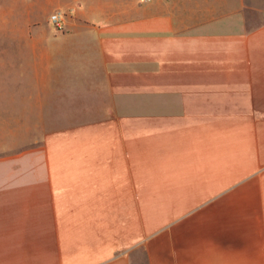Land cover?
Returning <instances> with one entry per match:
<instances>
[{
  "label": "crops",
  "instance_id": "0c3cea01",
  "mask_svg": "<svg viewBox=\"0 0 264 264\" xmlns=\"http://www.w3.org/2000/svg\"><path fill=\"white\" fill-rule=\"evenodd\" d=\"M76 1L39 60L84 121L0 154V264H264V23Z\"/></svg>",
  "mask_w": 264,
  "mask_h": 264
},
{
  "label": "rangeland",
  "instance_id": "374dc122",
  "mask_svg": "<svg viewBox=\"0 0 264 264\" xmlns=\"http://www.w3.org/2000/svg\"><path fill=\"white\" fill-rule=\"evenodd\" d=\"M97 1L88 0V6ZM234 1L252 26L264 23V0ZM76 2L0 0V154L35 146L48 134L84 121L85 111L70 108L75 68L67 61L54 66L39 60L55 32L47 24L51 15L60 12L66 22L77 5L59 7ZM234 4L231 0L230 8Z\"/></svg>",
  "mask_w": 264,
  "mask_h": 264
},
{
  "label": "built area",
  "instance_id": "2783aa9c",
  "mask_svg": "<svg viewBox=\"0 0 264 264\" xmlns=\"http://www.w3.org/2000/svg\"><path fill=\"white\" fill-rule=\"evenodd\" d=\"M50 22L57 31H62L64 27V15L60 12H56L51 15Z\"/></svg>",
  "mask_w": 264,
  "mask_h": 264
}]
</instances>
